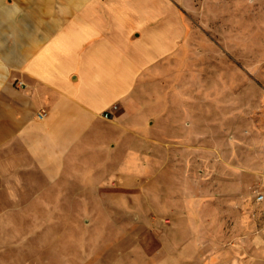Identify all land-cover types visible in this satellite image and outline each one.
Wrapping results in <instances>:
<instances>
[{
    "label": "rangeland",
    "instance_id": "rangeland-1",
    "mask_svg": "<svg viewBox=\"0 0 264 264\" xmlns=\"http://www.w3.org/2000/svg\"><path fill=\"white\" fill-rule=\"evenodd\" d=\"M181 9L184 146L81 151L48 179L0 139V264H264V0Z\"/></svg>",
    "mask_w": 264,
    "mask_h": 264
},
{
    "label": "crops",
    "instance_id": "crops-1",
    "mask_svg": "<svg viewBox=\"0 0 264 264\" xmlns=\"http://www.w3.org/2000/svg\"><path fill=\"white\" fill-rule=\"evenodd\" d=\"M181 3L0 0L1 141H16L48 179L81 151L184 146L194 126L183 125L179 71L169 66L189 37Z\"/></svg>",
    "mask_w": 264,
    "mask_h": 264
},
{
    "label": "built area",
    "instance_id": "built-area-1",
    "mask_svg": "<svg viewBox=\"0 0 264 264\" xmlns=\"http://www.w3.org/2000/svg\"><path fill=\"white\" fill-rule=\"evenodd\" d=\"M118 110V104H113L111 107L103 112V117L106 119H111L114 116V113ZM44 115V111L38 112L37 117H42ZM263 199V196H258V200Z\"/></svg>",
    "mask_w": 264,
    "mask_h": 264
}]
</instances>
